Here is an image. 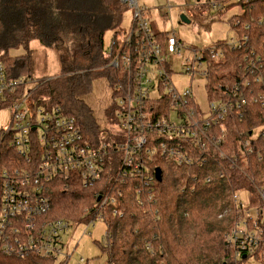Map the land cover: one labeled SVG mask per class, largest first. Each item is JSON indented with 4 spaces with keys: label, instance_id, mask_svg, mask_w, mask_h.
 I'll return each mask as SVG.
<instances>
[{
    "label": "trees",
    "instance_id": "obj_1",
    "mask_svg": "<svg viewBox=\"0 0 264 264\" xmlns=\"http://www.w3.org/2000/svg\"><path fill=\"white\" fill-rule=\"evenodd\" d=\"M216 2L220 14L240 7L241 15L234 16L229 24L243 46L217 44L223 58L210 63L206 88L210 100H229L226 86L239 84L238 99L245 104L240 115H230L226 125L228 146L237 150L242 137L252 140L250 167L241 171L231 168L228 161H210L202 168H178L159 161L155 167L162 171V180L155 182L151 191L140 177L121 181L120 164L113 157L111 167L95 188L86 189L79 180L70 184L59 181L46 220L84 224L93 217L88 212L97 205L98 193L106 191L116 200L103 210L106 240L102 254L108 264H237L226 244L234 221L227 215L233 206L232 194L246 189L253 205L263 204L258 195L264 189V156H259L264 152V105L253 100L264 97V0ZM126 10L121 0H0V62L13 79L33 78L31 43L38 41L54 50L61 71L56 78L37 80L33 96L75 118L85 139L96 147L110 143L111 137L97 122L85 98L98 81H105L113 89L123 80L120 72L108 66L104 43L108 32L115 40L122 34ZM21 49L22 55L11 56L12 51ZM258 78L261 83L256 82ZM110 107L114 111L113 104ZM222 169L226 173L223 178ZM208 177H212L211 182L206 181ZM137 186L141 189L138 192ZM0 264L53 261L0 252Z\"/></svg>",
    "mask_w": 264,
    "mask_h": 264
},
{
    "label": "built area",
    "instance_id": "obj_2",
    "mask_svg": "<svg viewBox=\"0 0 264 264\" xmlns=\"http://www.w3.org/2000/svg\"><path fill=\"white\" fill-rule=\"evenodd\" d=\"M121 2L132 11L133 22L104 53L108 66L123 76L112 89L116 128L106 133L110 143L94 146L85 139L75 118L47 100L40 103L34 98L36 79H13L0 62V113L11 112L9 126L0 127V252L5 255H35L51 259L53 264H69L74 251L68 254L63 235L77 224L44 219L51 211L54 186L59 181L70 184L79 180L84 188H95L113 157L120 164L121 181L140 177L151 191L159 161L178 168H202L210 161H228L231 168L241 171L250 167L252 140L242 137L237 150L228 146L230 115H240L245 104L238 99L239 84L226 86L229 100H211L206 113L196 103L192 87L179 92L172 80L175 73L170 59H184L183 74L208 80V67L223 58L222 50L217 45L206 51L194 50L193 57L185 59L184 44L175 33L155 32L149 7L140 0ZM211 5L218 6L217 2ZM228 44L243 46L238 35ZM256 82L261 83V78ZM236 98L238 101L232 102ZM253 101L264 105L262 96ZM220 171L223 178L226 173ZM241 191L248 192L247 204L242 202ZM105 192L97 194L98 203L88 212L93 215L91 222H104L103 210L116 203ZM258 196L262 205H253L246 189L232 194L228 213L234 221L226 244L237 264H263L264 189ZM83 263L87 261L81 258L78 264Z\"/></svg>",
    "mask_w": 264,
    "mask_h": 264
},
{
    "label": "rangeland",
    "instance_id": "obj_3",
    "mask_svg": "<svg viewBox=\"0 0 264 264\" xmlns=\"http://www.w3.org/2000/svg\"><path fill=\"white\" fill-rule=\"evenodd\" d=\"M217 0H140L141 5L151 9L150 16L154 23V30L163 33H175L176 37L182 41L185 50V59L193 57V51H206L221 43L232 44L237 39L236 33L231 29L229 20L234 16L241 15L238 5L229 11L224 10L222 14L211 3ZM237 0H232L236 3ZM171 7L169 10L168 7ZM185 16L189 23L182 21L181 16ZM133 22V14L130 9L123 13L121 32L128 31ZM120 34L117 38L122 36ZM115 36L108 32L105 37L104 47L109 51ZM33 53V79H53L60 71L61 65L57 53L51 48L42 46L38 41H33L30 45ZM24 50L11 52V56H20ZM184 59H170V66L175 75L172 77L173 84L177 91L183 92L192 87V93L196 103L204 112L210 109V98L207 92V80L197 74L191 76L183 74ZM85 101L93 109L97 122L103 130L110 132L116 128L112 103V89L105 81H98L94 85L93 92L85 98ZM113 111V116L109 115ZM10 110L0 113V127H8L10 124ZM242 202L248 203V192L241 191ZM227 215H231L230 213ZM106 225L101 220L73 225L68 232L63 235V242L66 245L68 254L74 251L69 264H78L81 258L87 264H108L107 256L102 254V245L105 243ZM86 264V263H83Z\"/></svg>",
    "mask_w": 264,
    "mask_h": 264
},
{
    "label": "water",
    "instance_id": "obj_4",
    "mask_svg": "<svg viewBox=\"0 0 264 264\" xmlns=\"http://www.w3.org/2000/svg\"><path fill=\"white\" fill-rule=\"evenodd\" d=\"M181 19H182L183 22L189 23V21L186 19V17L184 15L181 16ZM156 179H157V181H161L162 180V171L160 169L156 170Z\"/></svg>",
    "mask_w": 264,
    "mask_h": 264
},
{
    "label": "crops",
    "instance_id": "obj_5",
    "mask_svg": "<svg viewBox=\"0 0 264 264\" xmlns=\"http://www.w3.org/2000/svg\"><path fill=\"white\" fill-rule=\"evenodd\" d=\"M153 23V22H152ZM153 28H154V23H153ZM159 32H161V31H159Z\"/></svg>",
    "mask_w": 264,
    "mask_h": 264
}]
</instances>
